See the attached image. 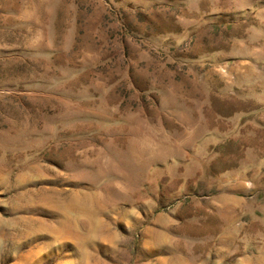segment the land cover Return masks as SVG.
I'll list each match as a JSON object with an SVG mask.
<instances>
[{
    "label": "rangeland",
    "instance_id": "1",
    "mask_svg": "<svg viewBox=\"0 0 264 264\" xmlns=\"http://www.w3.org/2000/svg\"><path fill=\"white\" fill-rule=\"evenodd\" d=\"M0 264H264V0H0Z\"/></svg>",
    "mask_w": 264,
    "mask_h": 264
},
{
    "label": "bare ground",
    "instance_id": "2",
    "mask_svg": "<svg viewBox=\"0 0 264 264\" xmlns=\"http://www.w3.org/2000/svg\"><path fill=\"white\" fill-rule=\"evenodd\" d=\"M76 203V202H75ZM103 232H91V234H90V238L89 237H79L78 235H73V237L76 239V240H81L82 239V241L84 242V244L85 243H87V244H89L90 243V241H91V243L93 244V243H96V242H100L99 240H103V238H104V235L102 234ZM69 234V233H68ZM70 235V234H69ZM71 236H72V234H71ZM70 236V237H71ZM77 252H78V254H77V257L79 256V258L81 257L84 261H86V262H88V261H90V259H92V258H94V255H95V257L96 258H98L96 255L97 254H94L93 253V255L91 254L92 253V249H91V247L90 248H87V249H84V248H81V252L79 251V249H77ZM96 252H98V254H100V251H99V249H97V251ZM30 254H32V253H30ZM30 256V255H29ZM29 256L27 257L26 256V258L25 259H28L29 258ZM35 258V257H34ZM95 259V258H94ZM30 261V260H29ZM19 263V262H18ZM97 263V262H96Z\"/></svg>",
    "mask_w": 264,
    "mask_h": 264
}]
</instances>
